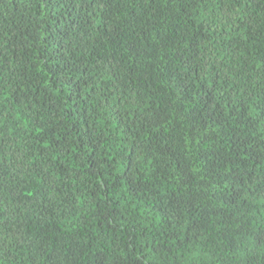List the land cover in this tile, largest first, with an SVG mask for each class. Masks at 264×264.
<instances>
[{
	"label": "trees",
	"instance_id": "trees-1",
	"mask_svg": "<svg viewBox=\"0 0 264 264\" xmlns=\"http://www.w3.org/2000/svg\"><path fill=\"white\" fill-rule=\"evenodd\" d=\"M0 264H264V0H0Z\"/></svg>",
	"mask_w": 264,
	"mask_h": 264
}]
</instances>
